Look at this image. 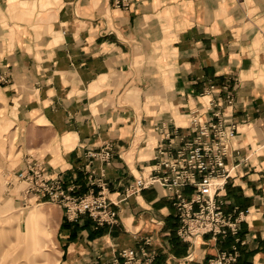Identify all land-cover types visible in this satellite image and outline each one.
<instances>
[{"label":"crops","instance_id":"0c3cea01","mask_svg":"<svg viewBox=\"0 0 264 264\" xmlns=\"http://www.w3.org/2000/svg\"><path fill=\"white\" fill-rule=\"evenodd\" d=\"M126 1L0 0V90L17 133L16 170L32 155L75 193L102 186L120 201L118 222L100 226L30 197L26 234L41 248L56 225L60 264H104L142 248L155 259L141 262L207 264L232 238L180 241L164 188L124 192L157 167L159 146L193 136L192 111L204 121L218 110L237 124L220 197L225 212L246 211L239 264H264V0ZM104 145L109 164L87 156Z\"/></svg>","mask_w":264,"mask_h":264},{"label":"built area","instance_id":"2783aa9c","mask_svg":"<svg viewBox=\"0 0 264 264\" xmlns=\"http://www.w3.org/2000/svg\"><path fill=\"white\" fill-rule=\"evenodd\" d=\"M113 2L118 7L128 6L126 0ZM6 80L7 75L0 72V82ZM225 100L232 103V93L227 87ZM210 103V109L217 105L213 98ZM189 122L190 135L193 136H183L177 145L169 143L159 146L155 153L157 167L147 176L135 177L125 188L124 196L136 194L144 188H164L167 199L175 208L174 232L177 238L194 246L199 238L206 235L216 241L232 236L233 244L209 258L208 264H237L239 245L243 244L239 238L241 222L246 211L225 212L220 197L230 176L227 165L228 143L236 135L237 124L218 110L204 121L196 111H192ZM111 149L109 145H104L98 151H88L87 156L109 164ZM93 175L94 171L91 170L90 176ZM9 180L11 183L16 180L24 183V190L20 193L28 198L25 203H29L30 197L45 199L63 208L67 221L77 222L86 215L100 226L118 222L120 201L109 197L104 187L101 186L97 193H75L74 187L66 186L65 180L59 175L47 173L44 162L32 155L25 157L7 182ZM190 256L189 253L186 258L190 259ZM139 257H146V261L152 262L155 254L144 248L139 251L124 249L104 264H150L141 262Z\"/></svg>","mask_w":264,"mask_h":264},{"label":"rangeland","instance_id":"374dc122","mask_svg":"<svg viewBox=\"0 0 264 264\" xmlns=\"http://www.w3.org/2000/svg\"><path fill=\"white\" fill-rule=\"evenodd\" d=\"M8 114L7 103L0 90V264H60L56 241L58 227L53 224L50 226V238L40 248L36 239H30L29 227L28 234L25 229V214L36 203H28L30 205L27 207L25 201L28 198L24 197L22 201L17 198L24 188L23 182H7L21 157L16 145V129L12 127ZM52 204L44 203L42 207Z\"/></svg>","mask_w":264,"mask_h":264},{"label":"trees","instance_id":"16d2710c","mask_svg":"<svg viewBox=\"0 0 264 264\" xmlns=\"http://www.w3.org/2000/svg\"><path fill=\"white\" fill-rule=\"evenodd\" d=\"M175 226H176V224L173 225V229H172L173 232H174ZM174 233H175V232H174ZM175 236H176V235H175ZM227 238H232V243H231L230 245L226 246V248H229V247L233 244V242H234V239H233L232 236H227L224 240H219V241H225ZM177 239H178V238H177ZM239 246H240V245H239ZM239 250H240V249H239ZM239 257H240V255H239ZM239 257H238V259H237V264H239ZM207 264H208V261H207Z\"/></svg>","mask_w":264,"mask_h":264}]
</instances>
